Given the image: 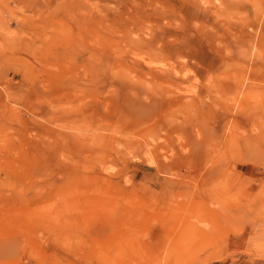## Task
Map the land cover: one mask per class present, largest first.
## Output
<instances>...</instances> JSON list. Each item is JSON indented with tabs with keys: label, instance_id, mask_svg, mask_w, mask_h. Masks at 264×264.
<instances>
[{
	"label": "rangeland",
	"instance_id": "1",
	"mask_svg": "<svg viewBox=\"0 0 264 264\" xmlns=\"http://www.w3.org/2000/svg\"><path fill=\"white\" fill-rule=\"evenodd\" d=\"M0 264H264V0H0Z\"/></svg>",
	"mask_w": 264,
	"mask_h": 264
},
{
	"label": "bare ground",
	"instance_id": "2",
	"mask_svg": "<svg viewBox=\"0 0 264 264\" xmlns=\"http://www.w3.org/2000/svg\"><path fill=\"white\" fill-rule=\"evenodd\" d=\"M148 43H149V42H148ZM145 45H146V43H145ZM145 45H144V46H145ZM152 89H153V88H152ZM152 89H150V91H152ZM151 93H152V92H151ZM153 93H154V92H153ZM146 94H147V93H146ZM155 96H156V95H155ZM156 97H157V96H156ZM152 100H154V99H152Z\"/></svg>",
	"mask_w": 264,
	"mask_h": 264
}]
</instances>
